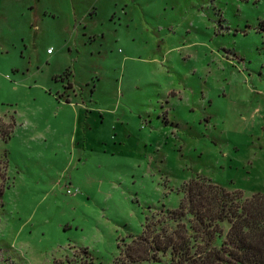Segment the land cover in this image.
I'll return each instance as SVG.
<instances>
[{
  "label": "rangeland",
  "instance_id": "obj_1",
  "mask_svg": "<svg viewBox=\"0 0 264 264\" xmlns=\"http://www.w3.org/2000/svg\"><path fill=\"white\" fill-rule=\"evenodd\" d=\"M197 176L264 190V0H0V264H114Z\"/></svg>",
  "mask_w": 264,
  "mask_h": 264
},
{
  "label": "trees",
  "instance_id": "obj_2",
  "mask_svg": "<svg viewBox=\"0 0 264 264\" xmlns=\"http://www.w3.org/2000/svg\"><path fill=\"white\" fill-rule=\"evenodd\" d=\"M182 194L178 208L145 217L142 233L119 247L114 264L166 254L170 264H264V190L245 198L197 176Z\"/></svg>",
  "mask_w": 264,
  "mask_h": 264
},
{
  "label": "crops",
  "instance_id": "obj_3",
  "mask_svg": "<svg viewBox=\"0 0 264 264\" xmlns=\"http://www.w3.org/2000/svg\"><path fill=\"white\" fill-rule=\"evenodd\" d=\"M47 53H50V51H49V49L47 50ZM70 98V97H69ZM62 102H64L63 100H61ZM70 103V102H69ZM73 103V101H71V103L70 104H72ZM84 110L87 112L88 111V109L86 108V106H85V108H84Z\"/></svg>",
  "mask_w": 264,
  "mask_h": 264
},
{
  "label": "built area",
  "instance_id": "obj_4",
  "mask_svg": "<svg viewBox=\"0 0 264 264\" xmlns=\"http://www.w3.org/2000/svg\"><path fill=\"white\" fill-rule=\"evenodd\" d=\"M49 51H50V50H49ZM67 192H69V190H68Z\"/></svg>",
  "mask_w": 264,
  "mask_h": 264
}]
</instances>
